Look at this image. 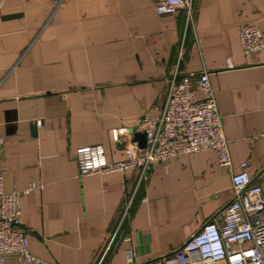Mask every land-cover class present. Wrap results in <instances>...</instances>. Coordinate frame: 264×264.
<instances>
[{"label": "crops", "instance_id": "1", "mask_svg": "<svg viewBox=\"0 0 264 264\" xmlns=\"http://www.w3.org/2000/svg\"><path fill=\"white\" fill-rule=\"evenodd\" d=\"M155 2L0 3L2 190H26L21 228L51 264H126L127 249L135 264H163L230 200L231 174L212 149L172 155L140 182L134 169L79 171L82 146L125 158L111 129L126 125L133 140L174 71H208L233 170L247 162L264 190V47L245 56L238 37L242 24L264 36V0H191L189 13L162 15Z\"/></svg>", "mask_w": 264, "mask_h": 264}, {"label": "built area", "instance_id": "2", "mask_svg": "<svg viewBox=\"0 0 264 264\" xmlns=\"http://www.w3.org/2000/svg\"><path fill=\"white\" fill-rule=\"evenodd\" d=\"M190 7L191 0L155 2L159 15L175 14L180 9L189 13ZM238 37L245 56L264 47V36L254 24L240 25ZM138 128L145 133L143 148L131 139L132 128L121 125L111 129L112 140L121 144L126 154L119 161L106 160L100 144L77 148L75 159L80 173H124L134 169L140 182L153 165L172 155L212 149L219 164L231 174L230 200L179 247L163 255V264H264V190L248 174L247 162L239 163V169L233 170L208 71L181 75L174 71L168 78L161 111L143 113ZM3 145L4 135L0 133V153ZM23 192L26 190L4 192L0 173V264L10 256L30 264H51L29 251L26 233L20 225ZM132 198L133 191L126 195L123 215L127 214ZM125 257L126 264H135L130 249L125 251Z\"/></svg>", "mask_w": 264, "mask_h": 264}, {"label": "water", "instance_id": "3", "mask_svg": "<svg viewBox=\"0 0 264 264\" xmlns=\"http://www.w3.org/2000/svg\"><path fill=\"white\" fill-rule=\"evenodd\" d=\"M133 140L137 142L140 148H143L146 142L145 133L143 131H135Z\"/></svg>", "mask_w": 264, "mask_h": 264}]
</instances>
